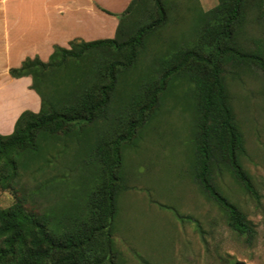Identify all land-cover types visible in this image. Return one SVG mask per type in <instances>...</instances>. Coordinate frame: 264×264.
<instances>
[{
    "label": "trees",
    "instance_id": "trees-1",
    "mask_svg": "<svg viewBox=\"0 0 264 264\" xmlns=\"http://www.w3.org/2000/svg\"><path fill=\"white\" fill-rule=\"evenodd\" d=\"M175 3L132 0L118 16L114 38L74 40L70 48L56 46L47 62L27 58L10 70L13 78H32L41 110L23 112L14 132L0 135L1 186L18 193L22 172L44 170L56 153L66 158L69 174L61 201L47 210L29 207L26 193L0 207V264H118L113 224L118 192L126 188L122 146L138 138L137 128L172 82L175 89L191 85L198 99L193 179L227 213L233 231L255 236L252 221L220 192L215 177L228 171L260 197L241 161L245 139L229 80L253 67L264 73V0H219L208 11L194 3L189 30L165 39Z\"/></svg>",
    "mask_w": 264,
    "mask_h": 264
},
{
    "label": "rangeland",
    "instance_id": "rangeland-1",
    "mask_svg": "<svg viewBox=\"0 0 264 264\" xmlns=\"http://www.w3.org/2000/svg\"><path fill=\"white\" fill-rule=\"evenodd\" d=\"M175 2V21L163 31L165 39L189 30V7L194 3L208 11L219 0ZM255 69L244 72L241 79H230L229 89L245 139L246 153L241 161L260 197H253L228 171L217 172L215 177L220 192L252 221L255 236L249 239L233 231L227 213L193 179L198 99L191 85L175 89L172 82L159 107L144 120L142 130L137 128L138 138L122 146L120 170L126 188L118 192L113 224L118 264H264V73ZM131 78L138 76L133 73ZM94 133L97 136L99 131ZM57 154L48 156L51 163L44 170L32 167L22 172L20 185L15 186L18 193L0 183V207H11L16 196L24 193L32 198L29 207L44 211L58 204L69 172L65 170L66 158ZM52 179L54 183L49 184ZM177 213L195 221L183 222Z\"/></svg>",
    "mask_w": 264,
    "mask_h": 264
},
{
    "label": "crops",
    "instance_id": "crops-1",
    "mask_svg": "<svg viewBox=\"0 0 264 264\" xmlns=\"http://www.w3.org/2000/svg\"><path fill=\"white\" fill-rule=\"evenodd\" d=\"M131 1L0 0V135L12 134L23 112L41 110L32 78H13L10 70L27 58L47 62L56 46L74 40L114 38Z\"/></svg>",
    "mask_w": 264,
    "mask_h": 264
}]
</instances>
